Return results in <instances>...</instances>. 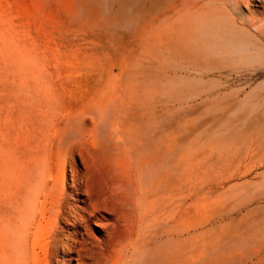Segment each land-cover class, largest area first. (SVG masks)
<instances>
[{
  "label": "rangeland",
  "instance_id": "obj_1",
  "mask_svg": "<svg viewBox=\"0 0 264 264\" xmlns=\"http://www.w3.org/2000/svg\"><path fill=\"white\" fill-rule=\"evenodd\" d=\"M0 264H264V0H0Z\"/></svg>",
  "mask_w": 264,
  "mask_h": 264
},
{
  "label": "bare ground",
  "instance_id": "obj_2",
  "mask_svg": "<svg viewBox=\"0 0 264 264\" xmlns=\"http://www.w3.org/2000/svg\"><path fill=\"white\" fill-rule=\"evenodd\" d=\"M230 40H232V39H230ZM232 41H234V40H232ZM235 41H236V39H235ZM239 48L241 51H243L245 49V46L240 45L238 47V49ZM71 176H72V183H74L75 185L81 186V181L79 180L78 174H77V172H75V170L72 171ZM37 188H40V186H38ZM71 188H73V185H71ZM56 189H54V191ZM58 190H59L58 194H63V191L61 189H58ZM81 197L82 198H80L79 201L82 202V205H77L75 202H77L78 200H75V202L71 203V206H69L68 211H66V217L64 218L65 224H67V225L69 224L72 227H77L79 224H82V225L87 224L88 221L92 217L96 216L94 213V211H96L95 210L96 207L94 204L89 203V196H88L86 190L84 193H81ZM60 198L61 197L59 195H56V196H54V198H52V195H50V193H48V194L45 193L44 194V200L40 201L39 203L34 202L35 209L33 211V217L38 215V214L43 215L45 213L46 202L51 203V205H52V203H54L57 206L58 203L60 202Z\"/></svg>",
  "mask_w": 264,
  "mask_h": 264
}]
</instances>
